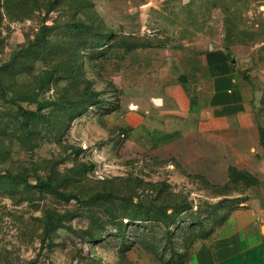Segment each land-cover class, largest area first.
Returning a JSON list of instances; mask_svg holds the SVG:
<instances>
[{
	"label": "rangeland",
	"instance_id": "1",
	"mask_svg": "<svg viewBox=\"0 0 264 264\" xmlns=\"http://www.w3.org/2000/svg\"><path fill=\"white\" fill-rule=\"evenodd\" d=\"M213 46L261 89L264 1L0 0V173L26 182L0 183V264L189 262L246 185L186 175L132 130Z\"/></svg>",
	"mask_w": 264,
	"mask_h": 264
},
{
	"label": "crops",
	"instance_id": "2",
	"mask_svg": "<svg viewBox=\"0 0 264 264\" xmlns=\"http://www.w3.org/2000/svg\"><path fill=\"white\" fill-rule=\"evenodd\" d=\"M233 53L216 46L205 50L206 76L198 84L176 71L178 83L157 101L154 119L132 130V139L142 138L153 157L173 159L186 175L229 183L236 169L254 180L245 186V201L196 245L187 264H264V77L254 92Z\"/></svg>",
	"mask_w": 264,
	"mask_h": 264
},
{
	"label": "trees",
	"instance_id": "3",
	"mask_svg": "<svg viewBox=\"0 0 264 264\" xmlns=\"http://www.w3.org/2000/svg\"><path fill=\"white\" fill-rule=\"evenodd\" d=\"M73 30H75L78 33H84V28H85V24L83 23H75L74 25H72ZM96 96V94H94ZM22 115L25 117V119L30 120V119H34V118H38L37 113L32 112V111H25L22 110ZM260 140L262 145L264 146V129L261 128L260 129ZM19 177L17 176H13L11 174H1L0 173V183L3 181H7V182H19V183H25V181H23L22 179L19 181ZM230 182L231 183H239L242 182L244 183L246 186H249L251 184H254V180L251 178V176L248 173L242 172V171H237L236 169H232L231 170V176H230ZM37 188H39L40 191H45L48 193H52L54 195H57L65 200H70V199H75V197L73 195L70 194H65L62 193L58 190H56L50 182H43L40 183L39 185H36ZM100 198L104 197L106 198V195H100ZM212 232L209 234V236L206 238L208 239L211 236ZM187 260V259H186ZM189 260V259H188Z\"/></svg>",
	"mask_w": 264,
	"mask_h": 264
}]
</instances>
